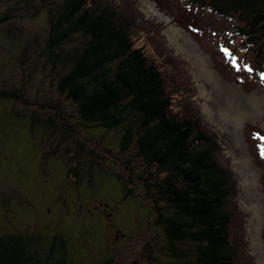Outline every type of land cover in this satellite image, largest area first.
Returning a JSON list of instances; mask_svg holds the SVG:
<instances>
[{"label": "rangeland", "instance_id": "374dc122", "mask_svg": "<svg viewBox=\"0 0 264 264\" xmlns=\"http://www.w3.org/2000/svg\"><path fill=\"white\" fill-rule=\"evenodd\" d=\"M22 1L0 0L8 18L0 25V90L17 95L0 102V235L46 239L59 229L72 240L57 251L65 264H104L114 252L113 264H169L141 181L148 169L135 152L120 151L114 132L79 118L58 90L63 64L42 55L63 0ZM97 1L130 24L178 117L198 118L216 137V162L237 188L226 203L237 263L264 264V63L255 62L256 46L239 37L236 20L184 0Z\"/></svg>", "mask_w": 264, "mask_h": 264}, {"label": "trees", "instance_id": "16d2710c", "mask_svg": "<svg viewBox=\"0 0 264 264\" xmlns=\"http://www.w3.org/2000/svg\"><path fill=\"white\" fill-rule=\"evenodd\" d=\"M184 1L236 20L239 37L257 48L255 62L264 63V0ZM54 11L42 55L63 64L58 90L74 103L79 118L114 132L120 151L135 152L148 169L141 181L156 209L155 226L163 231L161 249L169 264H238L226 210L237 188L216 162V137L204 132L198 118L178 117L161 71L135 46L130 24L113 7L63 0ZM7 19L0 17V25ZM14 97L0 90V102ZM65 246L57 240L46 245L45 239L15 230L0 235V264H65L57 252Z\"/></svg>", "mask_w": 264, "mask_h": 264}, {"label": "flooded vegetation", "instance_id": "af4514ba", "mask_svg": "<svg viewBox=\"0 0 264 264\" xmlns=\"http://www.w3.org/2000/svg\"><path fill=\"white\" fill-rule=\"evenodd\" d=\"M119 232V231H118ZM117 238H122L123 235H117L116 236ZM68 239V236L65 232L59 230V229H56L54 230L53 232L49 233V235L47 236V238L45 239V244H51L52 242L54 241H59V243H62L63 245H65V241H67ZM115 252L114 254L112 255V257L107 260L106 262H104V264H113V260H114V257H115ZM124 263V262H122ZM134 264H137L138 261H133Z\"/></svg>", "mask_w": 264, "mask_h": 264}, {"label": "snow or ice", "instance_id": "6c2138e0", "mask_svg": "<svg viewBox=\"0 0 264 264\" xmlns=\"http://www.w3.org/2000/svg\"><path fill=\"white\" fill-rule=\"evenodd\" d=\"M233 64L235 65V60H233ZM240 69L237 68V71H239ZM249 71H251V69H249ZM261 139H264V137H261ZM260 152H261V157L264 158V147L260 148Z\"/></svg>", "mask_w": 264, "mask_h": 264}, {"label": "bare ground", "instance_id": "6f19581e", "mask_svg": "<svg viewBox=\"0 0 264 264\" xmlns=\"http://www.w3.org/2000/svg\"><path fill=\"white\" fill-rule=\"evenodd\" d=\"M172 37H174V35H173ZM172 40H173V39H172ZM206 76H207V74H206Z\"/></svg>", "mask_w": 264, "mask_h": 264}]
</instances>
